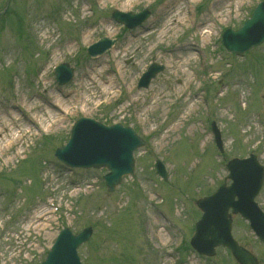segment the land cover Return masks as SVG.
Segmentation results:
<instances>
[{
	"label": "rangeland",
	"instance_id": "1",
	"mask_svg": "<svg viewBox=\"0 0 264 264\" xmlns=\"http://www.w3.org/2000/svg\"><path fill=\"white\" fill-rule=\"evenodd\" d=\"M260 1L0 0V117L10 111L30 131L0 156V264H39L62 228L74 235L90 228L77 250L81 264H236L225 249L204 258L183 243L200 216L196 200L225 182L226 162L254 154L264 167V43L243 55L221 45L222 32L240 28ZM143 9L150 16L133 30L110 17ZM101 38L114 45L89 58L85 47ZM62 63L73 78L59 86L51 69ZM151 63L163 71L137 88ZM178 63L185 74H176ZM115 77L110 96L97 98L99 85ZM47 107L54 108L50 117ZM80 117L131 127L144 141L133 174L112 193L102 182L106 169H69L53 156ZM155 161L165 167L164 182ZM255 202L264 212V178ZM231 233L264 264V244L247 222L232 216Z\"/></svg>",
	"mask_w": 264,
	"mask_h": 264
},
{
	"label": "water",
	"instance_id": "2",
	"mask_svg": "<svg viewBox=\"0 0 264 264\" xmlns=\"http://www.w3.org/2000/svg\"><path fill=\"white\" fill-rule=\"evenodd\" d=\"M148 16L146 11L138 15L121 14L115 12L113 19L128 28H134L142 23ZM264 42V1L261 2L253 11L238 31H226L222 36L224 47L231 53L240 55L253 47L259 46ZM113 42L104 39L93 45L88 50L91 57L101 55L109 49ZM162 70V67L153 65L147 75L143 77L139 87H147L149 81ZM72 70L68 65L59 66L56 69V80L60 84H66L72 79ZM85 129H94L101 136L130 138V147L124 154L123 163L113 167L107 161L95 159L86 160L82 152V141L85 138ZM83 136V137H82ZM218 139V134L216 133ZM143 143L135 136L132 130L121 128L119 125L106 128L88 119L78 120L72 127L70 139L67 145L59 148L55 152V157L68 167L81 168H102L105 167L109 174L104 177L109 192L114 191L115 187L121 183L125 175L133 172L132 152L141 147ZM217 146L221 145L217 140ZM221 150V149H220ZM157 173L165 177L163 167L156 164ZM228 169L232 180L230 187L222 186L214 195L197 202L198 208L203 211L201 220L197 223L191 246L201 255L213 256L214 249L219 246L230 250L232 256L239 264H257L256 259L246 250L238 246L233 241L231 230V219L228 210L232 214H240L249 220L251 229L255 232L258 239L264 242V214H262L254 198L257 195L263 179L264 170L258 165L254 157L248 160H233L229 163ZM91 235V230H84L79 236L73 237L67 230L61 232L55 245L48 253L47 260L43 264H79L76 256V249L79 245L86 242Z\"/></svg>",
	"mask_w": 264,
	"mask_h": 264
},
{
	"label": "bare ground",
	"instance_id": "3",
	"mask_svg": "<svg viewBox=\"0 0 264 264\" xmlns=\"http://www.w3.org/2000/svg\"><path fill=\"white\" fill-rule=\"evenodd\" d=\"M220 1L221 0H219V2ZM216 7L219 8V5H217ZM219 10H220V8H219ZM214 14H215L216 18L221 17L220 13L218 15H216V12H215ZM170 27H172V26H170ZM175 27H176V25H174V28ZM170 30H172V28H168L166 31L168 32ZM164 39H165V36L160 38L159 40L163 41ZM157 46H158V44L155 45L151 50L154 51L157 48ZM188 59H190V56ZM187 61H189V60H187ZM188 65H189V63L186 62L185 67H188ZM173 67H174L173 65L172 66L170 65L169 68H173ZM176 67H177L176 74L179 71L181 74H185V72L181 70L184 67L182 68L179 63L176 65ZM189 75H191V74H189ZM190 83H191V78L189 77L188 81H186V83H185L186 84L185 87L187 88ZM106 85H107V87L99 85L100 86L99 89L101 91H100V93L97 94V98H103L104 99V98H108L110 96V94L112 93L111 92L112 88L115 87V85H118L116 77L113 80L109 81ZM51 95L53 96V99H56V101L60 102L62 105L64 104V102L62 100L58 99V97L55 96V92H52ZM83 95L84 96H82L81 102L82 101L85 102V99L89 98L88 95L86 96V93H83ZM92 96H94V94H92ZM159 99L160 98L155 97L152 100L151 105H149L150 106L149 109H155L157 107L156 104L159 102ZM87 101H89L88 103H91V101L89 99ZM53 112H54V108H51V110H50V108L47 107L44 110V114L48 117L52 116ZM4 113H5V115L2 113L3 117H0V156H3L6 152H8L15 145H17V144L22 145V140L30 135V131L28 130V127L23 125L22 120L17 118V116L15 114H13L10 111L4 112ZM148 114H149V111H148ZM189 115H190V113L188 114V116ZM143 116L145 118H148L147 111H145V113H143ZM182 120L184 121L185 119L182 118ZM31 121H33V120H31ZM39 122L41 125L45 126L44 122L41 119H39ZM50 124H51V122H50ZM23 127H26V128H23ZM172 132H174L173 129H172ZM131 143H132V141L130 140V138H119V137L118 138L117 137H108V138L105 137L104 138L98 132H96L94 129H85V138L82 141L83 146L81 148H82V152L84 149H86L88 151V153L92 156L91 159L97 158L98 160L107 161L110 164H112V166L115 168L117 166H120L123 163L124 154H125L126 150L130 147ZM159 148H162V145ZM18 154H23V153L18 152ZM5 162L7 164L9 161L6 160ZM38 215L41 216V213H39ZM40 216H38V217L36 216V217H34V219L39 220V219H41Z\"/></svg>",
	"mask_w": 264,
	"mask_h": 264
}]
</instances>
